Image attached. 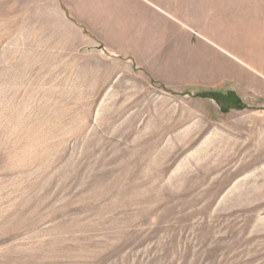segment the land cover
I'll list each match as a JSON object with an SVG mask.
<instances>
[{
    "label": "rangeland",
    "instance_id": "1",
    "mask_svg": "<svg viewBox=\"0 0 264 264\" xmlns=\"http://www.w3.org/2000/svg\"><path fill=\"white\" fill-rule=\"evenodd\" d=\"M112 5L0 0V264H264V0Z\"/></svg>",
    "mask_w": 264,
    "mask_h": 264
},
{
    "label": "crops",
    "instance_id": "2",
    "mask_svg": "<svg viewBox=\"0 0 264 264\" xmlns=\"http://www.w3.org/2000/svg\"><path fill=\"white\" fill-rule=\"evenodd\" d=\"M69 1H81V2H84V3H87V4H89V3H107L108 4V6H111L112 4V6L114 7V6H116L117 7V9H123V3H125V2H128V3H130L131 2V0H69ZM110 4V5H109ZM119 6H120V8H119Z\"/></svg>",
    "mask_w": 264,
    "mask_h": 264
},
{
    "label": "trees",
    "instance_id": "3",
    "mask_svg": "<svg viewBox=\"0 0 264 264\" xmlns=\"http://www.w3.org/2000/svg\"><path fill=\"white\" fill-rule=\"evenodd\" d=\"M209 97H216L217 99L223 100V101H228L230 100V98H233L234 96L232 94H228V95H219L216 93H211L208 94Z\"/></svg>",
    "mask_w": 264,
    "mask_h": 264
}]
</instances>
